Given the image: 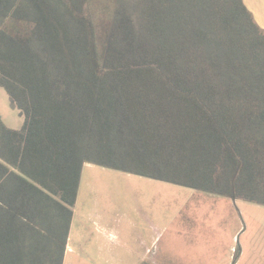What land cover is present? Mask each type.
Here are the masks:
<instances>
[{"label": "trees", "instance_id": "trees-1", "mask_svg": "<svg viewBox=\"0 0 264 264\" xmlns=\"http://www.w3.org/2000/svg\"><path fill=\"white\" fill-rule=\"evenodd\" d=\"M0 86V264H62L84 163L264 205L243 0H0Z\"/></svg>", "mask_w": 264, "mask_h": 264}, {"label": "rangeland", "instance_id": "rangeland-1", "mask_svg": "<svg viewBox=\"0 0 264 264\" xmlns=\"http://www.w3.org/2000/svg\"><path fill=\"white\" fill-rule=\"evenodd\" d=\"M0 115L10 128L18 129L23 123V117L17 109L10 107L6 91L1 86ZM93 168V173L85 174L76 205V220L84 223L79 232L76 229L72 231L73 238L78 236L77 250L83 249L86 253L88 244L97 237L103 243L100 251L104 256L107 245L103 238L116 240L114 238L121 235L120 231L115 235V231L110 229L109 215L123 220L119 222L120 229L132 221L134 225L141 224L145 237L151 233L146 220L157 217L162 218L154 222L159 228L148 241L149 255H156V259H139L136 264H264V205L206 194L159 180L147 181L141 176L102 166L94 165ZM197 195L205 197L200 211L208 213V218L200 219L199 224L195 226L194 223L192 228L186 224L185 227L190 228L189 236L185 238L188 242H176L174 248L168 249V235L175 237L176 228H182L184 224L179 222L180 219L169 222L165 218L176 214L177 207H182L186 201L183 216L191 214ZM196 227L203 229L197 231ZM193 234L202 237L193 239ZM81 257L80 253H70L63 256L62 264H90L93 261L86 256ZM100 261L109 264L110 260Z\"/></svg>", "mask_w": 264, "mask_h": 264}, {"label": "crops", "instance_id": "crops-1", "mask_svg": "<svg viewBox=\"0 0 264 264\" xmlns=\"http://www.w3.org/2000/svg\"><path fill=\"white\" fill-rule=\"evenodd\" d=\"M243 2L245 3L246 7L249 9L251 14L253 15L256 23L260 26V28L264 32V0H243ZM93 166H94L93 164L84 163L82 170H81L76 201H75L74 206L72 208L73 212H72V218H71V222H70L68 237H67V241H66L64 256H69L70 253L73 255L80 253V256L82 255L81 258H85L84 256H86V258L88 260H93L90 264H103L100 261L101 259H103V262L110 260L109 264H136L137 260H139V259L142 260L144 258H149V259L155 260L156 255H149L151 253V250L149 247L150 245H148V241H150L153 238V236L156 234V232L159 228L158 227L159 225L157 223L154 224V222L161 220L162 218H157V217H155V218L150 217L146 220V226H148L151 229V233H150L149 237H145L144 236V229L142 230L143 227L141 224L137 225L135 223V225H134L132 223L133 222L132 221L130 224H127V226H124L123 228L120 229V223L119 222H122L123 220L122 219L116 220L115 217H113L112 215H109L108 221H110L111 225L115 226V228H113V226L110 225V229L115 231V235H117L118 231H120L121 235L118 234L119 237L114 238L116 240H113V239L111 240V239H109L110 237L109 238L108 237L103 238V240L106 241V245H107L106 252H105L104 256L101 255V254H103V251H100V248H101V246H103V243H102V241H99L97 239V237H95L94 242H90L88 244L89 247L86 249V253H84L83 249H81L80 251L77 250V248H78V246H77L78 236L73 238L72 231L74 229H76L79 232V229L84 227V223H83V221H80V220L77 221L76 220V216H77L76 205H77V200H78L79 194L81 193V190H82L83 179L85 177V174L93 173V171H92L94 169ZM85 168H88V170L86 171ZM95 173L96 172H94V174ZM141 177H143V176H141ZM143 178H145L147 181L149 179H151V178H147V177H143ZM152 180H155V179H152ZM190 189L200 191V192H203L206 194H211V193L204 192V191L197 190V189H193V188H190ZM213 195H215V194H213ZM203 196H205V195H203ZM217 196H219V195H217ZM222 197H224V196H222ZM225 198H229V197H225ZM230 199H232V198H230ZM204 201H205V197L203 198L201 195H197L196 202H195L193 208H191V210H190L191 214L188 215L191 218H186L188 216H183V213H182L184 211V209L186 208L187 201L182 207H177V209L175 210L176 214L173 213L169 218H165L169 222L172 219H175V220L180 219L179 222L184 224V225H182L183 226L182 228H179V229L176 228L175 237H174V235H172V236L168 235V237H167L168 244L170 243L169 247L167 245L168 249L174 248L176 245V242H181L182 244H186L188 242V239H185V238L189 236L190 228L193 227V224L195 223V226H196V223L199 224L200 219H202V221H204L205 217L208 218V213L204 214L200 211V207L204 206V204L202 203ZM117 218L120 219V217H117ZM188 220H189V222H188ZM192 221H194V222H192ZM186 224L190 228L188 227V229H187V227H185ZM107 226H108V224H107ZM118 228H119V230H118ZM202 229H203L202 227L199 229H197V227H196L197 231H201ZM235 231H237L236 228H235ZM193 232L195 234H198L195 231H193ZM231 236H233L232 232H231ZM201 237H202V235H194L193 234V239H199ZM176 238H177V240H175ZM127 259H128V262L126 261ZM95 260H98L99 262H97ZM164 264H167V263H164Z\"/></svg>", "mask_w": 264, "mask_h": 264}]
</instances>
